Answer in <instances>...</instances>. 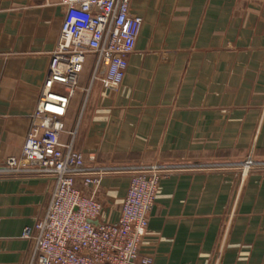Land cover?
<instances>
[{"label": "crops", "instance_id": "1", "mask_svg": "<svg viewBox=\"0 0 264 264\" xmlns=\"http://www.w3.org/2000/svg\"><path fill=\"white\" fill-rule=\"evenodd\" d=\"M130 13L142 26L122 85H93L75 149L90 165L169 169L139 248L152 264H264V171L208 168L264 161V0H131ZM62 19L59 0H0V167L20 156ZM128 185L127 174L103 178L98 222L117 220ZM51 186L0 174V264L27 262L22 234Z\"/></svg>", "mask_w": 264, "mask_h": 264}, {"label": "built area", "instance_id": "2", "mask_svg": "<svg viewBox=\"0 0 264 264\" xmlns=\"http://www.w3.org/2000/svg\"><path fill=\"white\" fill-rule=\"evenodd\" d=\"M131 0H59L63 19L57 45L50 54L46 78L19 157L8 158L3 175H36L52 186L41 217L24 229L31 248L25 264H152L139 254L147 234L160 179L169 171L159 163L90 165L75 149L81 116L94 84L118 91L134 52L142 19L130 13ZM91 66L88 83L80 77ZM83 95L77 121L66 131L64 119L72 99ZM67 132V140L61 135ZM236 168L242 176L264 171V161L213 164ZM129 175V185L113 223H100L103 204L97 197L109 175ZM88 190L90 194H85Z\"/></svg>", "mask_w": 264, "mask_h": 264}, {"label": "water", "instance_id": "3", "mask_svg": "<svg viewBox=\"0 0 264 264\" xmlns=\"http://www.w3.org/2000/svg\"><path fill=\"white\" fill-rule=\"evenodd\" d=\"M0 169H1V167H0Z\"/></svg>", "mask_w": 264, "mask_h": 264}]
</instances>
